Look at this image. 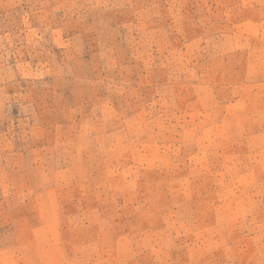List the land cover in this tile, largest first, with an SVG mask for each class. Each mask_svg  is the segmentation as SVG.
Listing matches in <instances>:
<instances>
[{
  "label": "rangeland",
  "instance_id": "rangeland-1",
  "mask_svg": "<svg viewBox=\"0 0 264 264\" xmlns=\"http://www.w3.org/2000/svg\"><path fill=\"white\" fill-rule=\"evenodd\" d=\"M0 264H264V0H0Z\"/></svg>",
  "mask_w": 264,
  "mask_h": 264
}]
</instances>
